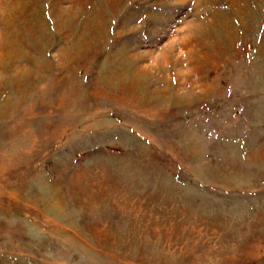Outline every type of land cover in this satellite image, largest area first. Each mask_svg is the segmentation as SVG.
Segmentation results:
<instances>
[{
  "label": "rangeland",
  "instance_id": "obj_1",
  "mask_svg": "<svg viewBox=\"0 0 264 264\" xmlns=\"http://www.w3.org/2000/svg\"><path fill=\"white\" fill-rule=\"evenodd\" d=\"M0 264H264V0H0Z\"/></svg>",
  "mask_w": 264,
  "mask_h": 264
}]
</instances>
